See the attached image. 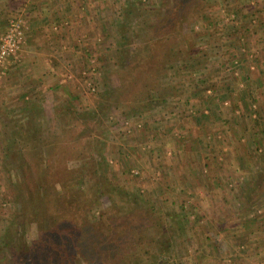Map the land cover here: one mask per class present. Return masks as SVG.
I'll list each match as a JSON object with an SVG mask.
<instances>
[{
  "label": "rangeland",
  "instance_id": "obj_1",
  "mask_svg": "<svg viewBox=\"0 0 264 264\" xmlns=\"http://www.w3.org/2000/svg\"><path fill=\"white\" fill-rule=\"evenodd\" d=\"M63 5L0 79V264H264V0Z\"/></svg>",
  "mask_w": 264,
  "mask_h": 264
},
{
  "label": "crops",
  "instance_id": "obj_2",
  "mask_svg": "<svg viewBox=\"0 0 264 264\" xmlns=\"http://www.w3.org/2000/svg\"><path fill=\"white\" fill-rule=\"evenodd\" d=\"M15 1H17V4L14 3L12 5H10L9 2H7L6 4H2L3 1H1L0 4H2V5H0V29H4L5 26L7 25L8 19H10V17H13V16H9L6 14L4 15V13H6V12H8V13L11 12L12 15H14V17H19V16L23 17L24 16L25 18H27V20L29 21V26H28V30L26 32V35H27L28 45H29V43H31V46H28V50H29L28 56H30V58H31L30 62L32 63L33 61L38 60V59H34L36 56H38V55H36L37 53H35V56H34V54L31 52V49L33 50V52L35 50V48L33 49L34 46H32V44L37 42L38 45H40L38 50L42 51V48H44V45L46 48L48 44H52L53 42H55V37L57 36V34L50 32V29H48L46 31V29L49 26H50V28H52V24H53V25L57 26V30H58L59 28L62 27V25H59L57 23H63V21L67 22V19H66L67 16H65L67 6H65L64 8H61V6H64L63 4H64L65 0H15ZM69 9H70L69 17H67V18H72L71 20L68 19L69 22L71 23L72 32L73 31L76 33L79 32L82 34V36H85V34H87L89 31H91L94 28L93 26H90L87 24L85 25V23L79 22L77 20V17H79L81 15L72 14L73 12H71V11H75V9L72 8V6L69 7ZM78 10L79 9H77V13H78ZM70 14H72L71 15L72 17L70 16ZM55 20H56V22H55ZM38 29L43 30V32H45V31L47 32V34L44 33L45 36L43 39H40L38 37V35L36 33ZM54 29H56V28H54ZM63 32H66V30L64 29ZM72 32H71V37H73V38H71V37L70 38L74 42L75 41L74 38H78V37H77V35L72 36ZM61 36H62V34H61ZM64 36L65 35H63L62 37H64ZM78 40H80V41H78ZM78 40L76 39V42L78 44L83 42L81 39H78ZM96 43H100V41H97ZM24 53H25V51H21V54L19 55V57L17 59H15L10 66L14 65V66L21 68L20 63H23L24 60L27 59V57H25L26 55H22ZM20 56H22V57H20ZM10 66L8 67V69L10 68ZM8 71H9L8 76L10 77V81L17 80V78L19 77L18 76L19 71L16 69V67H14V68L11 67L10 70H8ZM15 82H17V81H15ZM12 86L15 87L14 82H12ZM2 87H4V86H2ZM29 105L31 106V103ZM201 162H202V164H205L204 160H202ZM202 185L198 184V186H200V187H202ZM198 186L193 185V187H198ZM204 189L207 190L206 185L204 186Z\"/></svg>",
  "mask_w": 264,
  "mask_h": 264
},
{
  "label": "built area",
  "instance_id": "obj_3",
  "mask_svg": "<svg viewBox=\"0 0 264 264\" xmlns=\"http://www.w3.org/2000/svg\"><path fill=\"white\" fill-rule=\"evenodd\" d=\"M29 21L24 16L8 19L4 29H0V79L7 68L19 57L26 44Z\"/></svg>",
  "mask_w": 264,
  "mask_h": 264
},
{
  "label": "trees",
  "instance_id": "obj_4",
  "mask_svg": "<svg viewBox=\"0 0 264 264\" xmlns=\"http://www.w3.org/2000/svg\"><path fill=\"white\" fill-rule=\"evenodd\" d=\"M229 28H233L232 25L229 27ZM236 29V28H235ZM233 30V29H231ZM238 64V62H237ZM235 67V66H234ZM237 69V68H236ZM247 107L250 109V110H253V105L252 104H247Z\"/></svg>",
  "mask_w": 264,
  "mask_h": 264
}]
</instances>
